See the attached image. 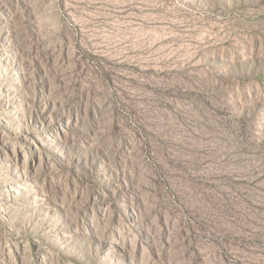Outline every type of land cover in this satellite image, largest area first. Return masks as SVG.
<instances>
[{"label":"rangeland","instance_id":"1","mask_svg":"<svg viewBox=\"0 0 264 264\" xmlns=\"http://www.w3.org/2000/svg\"><path fill=\"white\" fill-rule=\"evenodd\" d=\"M0 264H264V0H0Z\"/></svg>","mask_w":264,"mask_h":264}]
</instances>
